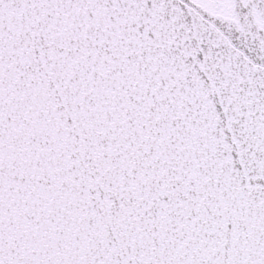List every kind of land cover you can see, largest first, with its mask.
I'll use <instances>...</instances> for the list:
<instances>
[{
    "label": "snow or ice",
    "instance_id": "1",
    "mask_svg": "<svg viewBox=\"0 0 264 264\" xmlns=\"http://www.w3.org/2000/svg\"><path fill=\"white\" fill-rule=\"evenodd\" d=\"M0 264H264V0H0Z\"/></svg>",
    "mask_w": 264,
    "mask_h": 264
}]
</instances>
